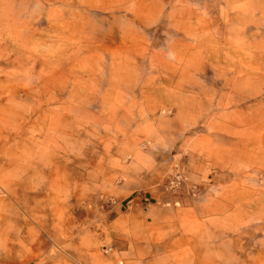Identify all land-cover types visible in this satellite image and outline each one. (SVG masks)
I'll return each mask as SVG.
<instances>
[{
  "label": "rangeland",
  "instance_id": "rangeland-1",
  "mask_svg": "<svg viewBox=\"0 0 264 264\" xmlns=\"http://www.w3.org/2000/svg\"><path fill=\"white\" fill-rule=\"evenodd\" d=\"M134 197L162 264H264V0H0V264H95Z\"/></svg>",
  "mask_w": 264,
  "mask_h": 264
},
{
  "label": "crops",
  "instance_id": "crops-1",
  "mask_svg": "<svg viewBox=\"0 0 264 264\" xmlns=\"http://www.w3.org/2000/svg\"><path fill=\"white\" fill-rule=\"evenodd\" d=\"M171 218L167 206L149 201L147 197H134L127 203L125 211H118L106 224L102 245L109 249L107 253L95 250V264H162L163 256L158 251L159 241L168 232L161 229ZM15 240L22 242V214L15 215ZM7 235V234H6ZM174 240L167 242L171 244ZM170 245V246H171ZM90 257V256H89ZM169 261L170 258H165ZM171 264H174L173 262Z\"/></svg>",
  "mask_w": 264,
  "mask_h": 264
}]
</instances>
